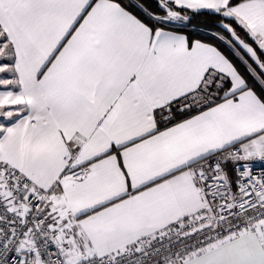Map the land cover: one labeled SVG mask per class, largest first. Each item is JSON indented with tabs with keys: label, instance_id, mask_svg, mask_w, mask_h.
I'll return each mask as SVG.
<instances>
[{
	"label": "snow or ice",
	"instance_id": "6c2138e0",
	"mask_svg": "<svg viewBox=\"0 0 264 264\" xmlns=\"http://www.w3.org/2000/svg\"><path fill=\"white\" fill-rule=\"evenodd\" d=\"M0 264H264V0H0Z\"/></svg>",
	"mask_w": 264,
	"mask_h": 264
}]
</instances>
